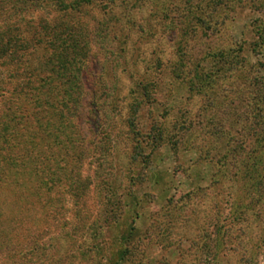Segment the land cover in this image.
I'll list each match as a JSON object with an SVG mask.
<instances>
[{
    "label": "rangeland",
    "instance_id": "obj_1",
    "mask_svg": "<svg viewBox=\"0 0 264 264\" xmlns=\"http://www.w3.org/2000/svg\"><path fill=\"white\" fill-rule=\"evenodd\" d=\"M64 23L68 146L26 97L63 99ZM263 28L264 0H0V264H264Z\"/></svg>",
    "mask_w": 264,
    "mask_h": 264
},
{
    "label": "trees",
    "instance_id": "obj_2",
    "mask_svg": "<svg viewBox=\"0 0 264 264\" xmlns=\"http://www.w3.org/2000/svg\"><path fill=\"white\" fill-rule=\"evenodd\" d=\"M65 25V23L63 24V26ZM82 27H80L77 24H68L66 26H64L62 33L63 32L66 35L65 38L63 37H59L58 39H56L57 41V45L54 46V53L52 55V57H50L49 62H54L55 58L57 61V65H54V68L57 67L58 70H52L53 72L57 73V77L60 79L65 78L66 79V84H63L61 87L57 88L58 95L57 98H63L58 105L55 106V104L53 105L52 103L49 102V100L45 99V97H43V91H41V88H35L33 89L34 96H30L27 94V99L31 100V103H34L36 106H39L41 109L43 108L44 110H49L51 111L52 109H54L55 107H57L59 109L60 107V114H61V123H60V128L63 131V138H66L64 144L67 146L69 144L72 143V140L67 136L66 131L68 130V127L70 125V119L69 116L66 117V115L71 112H73V114L75 115V111L77 109V97H79L80 95H82V91H83V85L81 83L75 82V84L72 87H68L67 84L69 82L70 79H80L81 75L83 74L84 68H85V60H86V56L79 54L75 47L74 44H80L81 43V39L77 38V35L79 34V32H81ZM259 38L261 37V39H263L264 42V28L259 30ZM63 36V35H62ZM263 37V38H262ZM72 43V45H71ZM9 46H7V49ZM58 57H55V56ZM73 67H75V70H72ZM32 76H37L34 75L33 72L31 73ZM39 75V74H38ZM41 75V72H40ZM66 86V87H64ZM31 89V88H30ZM29 89V90H30ZM6 90L4 87H0V97H5L4 94L1 93V91ZM21 90H26L25 88H22ZM52 90V89H51ZM56 89H53V91H51L48 95L46 93H44L45 96L50 97L53 96L51 94H53L55 92ZM32 91V89H31ZM74 96V98H72ZM52 99V98H51ZM47 108V109H45ZM56 108V110H57ZM74 109V111H73ZM72 114V115H73ZM12 121H8L5 125L4 128L2 130H0V138L4 139V141L6 143L9 142L10 137H11V131H12V126H11ZM69 124V125H68ZM43 125H40V128H42ZM72 182V181H71ZM76 184L72 183L70 185V190L72 192V190H74V186ZM119 264V263H117Z\"/></svg>",
    "mask_w": 264,
    "mask_h": 264
}]
</instances>
